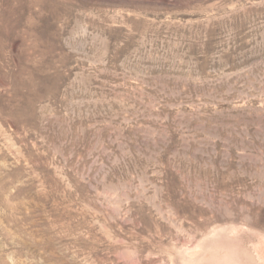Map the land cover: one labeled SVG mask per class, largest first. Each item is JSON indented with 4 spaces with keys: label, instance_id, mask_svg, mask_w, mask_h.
<instances>
[{
    "label": "rangeland",
    "instance_id": "1",
    "mask_svg": "<svg viewBox=\"0 0 264 264\" xmlns=\"http://www.w3.org/2000/svg\"><path fill=\"white\" fill-rule=\"evenodd\" d=\"M0 264H264V0H0Z\"/></svg>",
    "mask_w": 264,
    "mask_h": 264
}]
</instances>
